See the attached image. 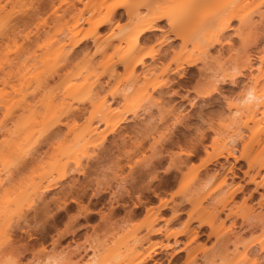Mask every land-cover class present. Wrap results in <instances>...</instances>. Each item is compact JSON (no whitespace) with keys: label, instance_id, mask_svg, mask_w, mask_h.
Masks as SVG:
<instances>
[{"label":"rangeland","instance_id":"obj_1","mask_svg":"<svg viewBox=\"0 0 264 264\" xmlns=\"http://www.w3.org/2000/svg\"><path fill=\"white\" fill-rule=\"evenodd\" d=\"M72 1L36 0L31 18L30 0H0V264H264V219L253 218L264 214V188L249 181L264 177V105L247 111L237 100L248 86L264 88L257 0L139 6L166 17L142 38L135 57L147 53L145 63L135 68L112 62L137 19L117 16L95 34L77 23L101 20L116 0ZM172 27L192 34L173 42L178 55H163ZM80 37L86 48L68 59ZM30 39L35 57L19 58ZM244 51L253 79L202 97ZM174 61L183 76L168 98L163 70Z\"/></svg>","mask_w":264,"mask_h":264},{"label":"bare ground","instance_id":"obj_2","mask_svg":"<svg viewBox=\"0 0 264 264\" xmlns=\"http://www.w3.org/2000/svg\"><path fill=\"white\" fill-rule=\"evenodd\" d=\"M10 2L13 1V3H19L20 5L22 4L23 0H9ZM94 0H73L72 1V6H75L77 2L82 3L84 7H90V5L93 3ZM142 2L138 6H134L132 4H129V2H126L125 0H116L113 3H111L108 7L105 8V13H104V18L101 20H94L93 17L89 18H84L82 21L77 23V27L81 29L84 25V23H89L92 28L93 32L96 34L100 31V29L103 27L104 23L109 22L113 20V18L117 16H122V15H127L128 17H131L133 20L137 19V22L135 26L131 29V32L134 34V39L128 44L127 49L114 61L112 62V65L114 66L115 64L119 63L123 65L125 68L132 67L135 68L138 65H143L145 63V57L146 54H142L138 57H135L136 51L139 49L141 46V41L144 35L148 32H154L158 31L160 29L159 22L165 19V15L162 12L157 11L156 9H152L148 14L146 15H140L141 12L138 10L139 6H150L152 5L155 0H141ZM199 3H202L207 0H197ZM234 1H240V0H234ZM232 1V2H234ZM257 7L260 5L261 0H257ZM14 3V4H15ZM45 3V2H44ZM43 3V4H44ZM42 4V5H43ZM135 7V11H131V8ZM30 11H29V16L33 18V16L36 15L37 13V2L36 0H30ZM122 10V12H119V10ZM20 17L16 16L17 18V24L22 23L23 18L25 17ZM236 17L235 13H231L226 19H224L220 24H219V31H218V37L216 38L215 43L220 44L223 46L224 42L221 39V37L225 36L226 31L230 30L232 28L231 21ZM15 18V19H16ZM112 36L114 34L111 32L110 33ZM109 34V35H110ZM169 34L168 36V41L165 42L164 44L166 47H163L160 49V53L163 55H166L169 53L170 50H172L176 55H178L181 51L177 52L173 50V42L176 39H180L185 37L186 35L192 34V31H187L186 29H180V28H175L172 27L169 29ZM83 38L80 37L75 43H74V50L71 53V55H68L67 58L69 59L75 51L79 50H84L86 48V45L83 44ZM229 43V41H226V43ZM36 43V39H30L27 41L26 46L23 47V50L20 54L19 58L26 59V58H34L35 57V48L34 45ZM107 47V45H99L98 48L100 50H104ZM31 51V52H29ZM246 51L243 52V54L239 55L237 57V60H240L241 66H235L234 69L235 72L232 73H222L221 75H214L213 79L209 82L208 87L204 93H202V97H209L214 95L215 93L219 92V89L222 86L229 85L231 88L238 87L240 85L241 80L239 79L240 77H248L249 80L253 79L250 74H247L244 72V70H249L252 68V57L249 55H246ZM190 57V56H189ZM175 58V57H174ZM177 58V56H176ZM152 60H155L152 59ZM175 62V61H174ZM185 64L191 65L194 63V60L188 58L186 56V59L183 60ZM181 61L180 62H175V66H170L169 64L164 68L163 70V75L164 78L162 80L161 85L165 87L166 93L168 94V98H173L174 96L179 95L177 90H171V88L175 85L180 84V78L183 76V73L180 72L181 69ZM150 69V68H149ZM175 75L176 77H174ZM258 80V79H257ZM264 88L262 89H257L256 86H248L245 88V90L240 93L237 96V100L239 101L241 108L247 111H254L256 108L259 106L264 105ZM170 90V91H169ZM204 94V95H203ZM241 108H238L235 110L236 112H239ZM128 111H132L133 109H127ZM127 112V111H126ZM82 114V109L76 110L73 115L74 116H80ZM120 121H123L122 119ZM104 122V121H103ZM59 126L63 125L62 122L58 123ZM112 127V128H111ZM109 129L110 131H113L114 126L112 125ZM227 155H231L230 151H227ZM257 174H260V171L257 172ZM257 176V175H256ZM222 180L225 182L226 179V174L222 177ZM249 181L254 184V191L258 188H264V177L257 179L255 176H252L249 178ZM240 190V187L235 186L231 188L230 192L228 193L227 198L228 199H233L234 195ZM128 193V191H127ZM249 196H252V192L249 193ZM246 200V199H245ZM72 201L76 202L75 199H72ZM264 216V214H263ZM263 216L257 215L253 218L256 219V221H263ZM157 219V218H156ZM155 219V220H156ZM203 223V222H202ZM255 246V241L248 242L244 244V253H246V250L253 249ZM260 249L264 251V243L261 244ZM154 252V251H153ZM254 252V251H253ZM149 257H151L149 255ZM96 259L93 258L92 262L93 263ZM90 263V264H91Z\"/></svg>","mask_w":264,"mask_h":264},{"label":"snow or ice","instance_id":"obj_3","mask_svg":"<svg viewBox=\"0 0 264 264\" xmlns=\"http://www.w3.org/2000/svg\"><path fill=\"white\" fill-rule=\"evenodd\" d=\"M258 7L264 11V0H261L260 5H258ZM262 69H264V64H262ZM197 141H193V143L191 145H185V147L191 152L195 147H197ZM80 211L86 210V209H78Z\"/></svg>","mask_w":264,"mask_h":264}]
</instances>
